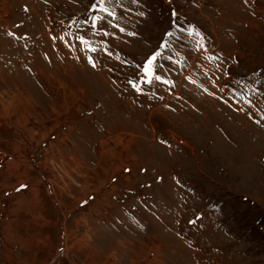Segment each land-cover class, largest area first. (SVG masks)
I'll use <instances>...</instances> for the list:
<instances>
[{
  "label": "rangeland",
  "instance_id": "1",
  "mask_svg": "<svg viewBox=\"0 0 264 264\" xmlns=\"http://www.w3.org/2000/svg\"><path fill=\"white\" fill-rule=\"evenodd\" d=\"M0 264H264V0H0Z\"/></svg>",
  "mask_w": 264,
  "mask_h": 264
},
{
  "label": "crops",
  "instance_id": "2",
  "mask_svg": "<svg viewBox=\"0 0 264 264\" xmlns=\"http://www.w3.org/2000/svg\"><path fill=\"white\" fill-rule=\"evenodd\" d=\"M21 183H24V181H20L19 183H17V185L15 186V188H16L17 186H19ZM20 222H24V221H20ZM29 223H30V222H29ZM25 224H26V225H23V226H27V230H28L30 224H28V222H26ZM30 226H32V225H30ZM3 227H4V226H3ZM6 227H7V226H6ZM3 230H4V232H6L7 229H6V228H3ZM31 230H32V229H30V230L28 231V236L31 237V238L33 237V235L35 236V235L40 234V233H39V230H38L36 233H35V230H33V231H31ZM7 233H8V232H7ZM10 233H11V232H9V234H10ZM9 234H8V235L6 234L5 236H6V237H7V236L9 237V236H10ZM28 240L31 241L32 239H28ZM26 243H28V242H24V243H23V247H24V248H27V249H28V252H29L30 254H34V253L36 252V250L32 248V245H33V244H26ZM34 244H35V243H34ZM7 252H9V249H8ZM32 258H33V257H32Z\"/></svg>",
  "mask_w": 264,
  "mask_h": 264
},
{
  "label": "snow or ice",
  "instance_id": "3",
  "mask_svg": "<svg viewBox=\"0 0 264 264\" xmlns=\"http://www.w3.org/2000/svg\"><path fill=\"white\" fill-rule=\"evenodd\" d=\"M101 3H103V0H101ZM105 11H107V9H104ZM155 60V56L151 57L148 61H147V66L145 67L144 71L148 74H151V65L153 63V61ZM156 79H161V77L156 76ZM135 86V85H134Z\"/></svg>",
  "mask_w": 264,
  "mask_h": 264
}]
</instances>
